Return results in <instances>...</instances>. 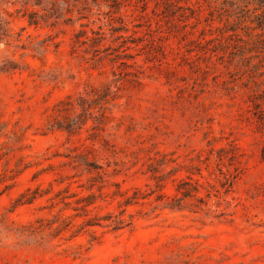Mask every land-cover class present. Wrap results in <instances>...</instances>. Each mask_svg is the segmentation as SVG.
<instances>
[{"label":"rangeland","instance_id":"1","mask_svg":"<svg viewBox=\"0 0 264 264\" xmlns=\"http://www.w3.org/2000/svg\"><path fill=\"white\" fill-rule=\"evenodd\" d=\"M0 264H264V0H0Z\"/></svg>","mask_w":264,"mask_h":264}]
</instances>
